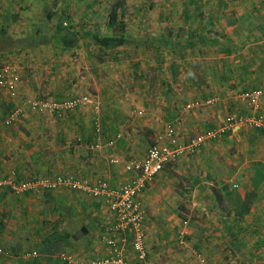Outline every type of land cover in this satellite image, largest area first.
<instances>
[{"label":"rangeland","instance_id":"374dc122","mask_svg":"<svg viewBox=\"0 0 264 264\" xmlns=\"http://www.w3.org/2000/svg\"><path fill=\"white\" fill-rule=\"evenodd\" d=\"M116 3L0 0V33L6 29L15 37L34 32L58 35L49 42L51 48L25 52L23 47L0 49V63L25 67L37 54L51 61L50 56L63 50L64 55L76 59L80 49L88 48L99 60L124 57L149 72L153 88L166 100L162 114L190 100L198 103L185 110L201 112L212 107L222 116L230 109L249 113L250 107L239 93L264 82V0H123L117 22L127 23L125 35L133 42L103 47L87 38L80 43L83 41L85 48L65 43V28L113 33L109 20ZM209 95L218 97L211 102L206 99ZM145 111V107L137 108L138 113ZM246 127L236 132H244ZM153 130L142 129L144 142L149 144L153 139ZM238 133L215 137L210 146L202 143L193 152L166 163L155 175L146 203L147 231L157 264H264L255 226L256 222L264 225V217L235 220L229 211L235 199L225 194L226 190L243 192L249 188L257 195L256 211L264 213V179L256 186L253 183L258 174L264 177V167L254 170ZM245 157L249 164H243ZM254 171L258 173L255 177Z\"/></svg>","mask_w":264,"mask_h":264},{"label":"crops","instance_id":"0c3cea01","mask_svg":"<svg viewBox=\"0 0 264 264\" xmlns=\"http://www.w3.org/2000/svg\"><path fill=\"white\" fill-rule=\"evenodd\" d=\"M43 46L52 47L45 43L23 47L22 51H36ZM64 51L49 55L51 61L37 54V58L29 60L28 65H21L17 97L0 92V176L15 169L22 177L35 173H72L89 179L103 177L117 183L131 175L123 168V161L129 157H142L150 142L165 129L166 120L177 112L180 119L175 121V126L182 139L193 131L220 123L229 114L222 116L212 107L201 112L185 110V106H175L169 113L162 114L165 113L162 106L166 103L164 94L153 88L149 72L132 65L131 59L106 56L99 60L92 52L89 54L88 48L80 49V57L71 59L68 54H63ZM58 55L61 58L56 57ZM83 92L89 93L91 100L66 110L60 117L31 111L26 118L4 123L6 115L24 96L61 99ZM143 107L146 111L138 113L137 108ZM261 108L264 110V96ZM232 111L230 109L229 112L240 113ZM203 119L208 120L204 122ZM144 127L155 130L149 144L143 141ZM244 127L241 123L235 124L228 134L238 133L236 131ZM246 128L247 131H239L238 138L252 161L245 157L243 164H249L245 163L249 160L254 163V170L259 165L263 169L264 131ZM213 139L207 138L203 146H210ZM95 141H100L101 147H94ZM254 173L255 177L258 173ZM254 179L256 186L264 177L258 174ZM152 181L142 193L145 203ZM248 190L238 193L245 196ZM256 204L253 201L243 215L229 211L240 222L253 215L263 218L264 213L256 211ZM112 221L113 214L102 199L81 191L60 187L15 194L0 187V245L15 253L14 256L0 254V264H68L59 255L63 250L78 258L74 264H87L108 252L109 247L102 239ZM262 225V222L255 223L259 231L256 235L258 245L263 251ZM147 242L150 257L156 263L149 233ZM32 249H38L39 254L22 255ZM131 252L129 247L125 254Z\"/></svg>","mask_w":264,"mask_h":264},{"label":"built area","instance_id":"2783aa9c","mask_svg":"<svg viewBox=\"0 0 264 264\" xmlns=\"http://www.w3.org/2000/svg\"><path fill=\"white\" fill-rule=\"evenodd\" d=\"M20 73L18 65L12 62L0 63V92H7L10 97L19 94ZM264 96V82L244 88L239 97L246 102L249 113H229L224 119L213 126L189 134L182 139L176 130V122L180 119L177 112L173 118L166 120L165 129L160 131L148 145L142 157H129L123 161V168L130 171L127 179L112 183L108 179L98 177L89 179L72 173H35L26 177L19 176L15 169L0 176V187L19 194L36 189L54 190L68 188L102 199L113 214V221L107 226L105 243L108 252L87 264H156L150 257L148 247V231L146 220L147 203L142 193L155 175L169 161L180 155L193 152L207 138H215L227 134L235 124L248 126L264 131V111L261 109V99ZM216 95H209L207 101L213 102ZM90 101L88 93L74 94L66 98L56 99L42 96H24L20 103L14 105L4 118L9 124L17 119L26 118L28 113L45 112L54 117H60L66 110L74 109ZM198 101H187L188 109ZM94 147H100L101 142L95 141ZM115 161V160H113ZM132 251L125 254L127 248ZM0 253L14 256L10 249L0 246ZM38 249L27 250L23 256H36ZM60 257L69 264L78 262V258L70 251L63 250ZM205 264V261H202Z\"/></svg>","mask_w":264,"mask_h":264},{"label":"trees","instance_id":"16d2710c","mask_svg":"<svg viewBox=\"0 0 264 264\" xmlns=\"http://www.w3.org/2000/svg\"><path fill=\"white\" fill-rule=\"evenodd\" d=\"M117 1L118 3L113 5L112 10L110 12L109 25L113 27V33L100 34L98 32L87 29H83L82 31L79 30L75 31L70 28H65L63 30L65 43L68 46H73L76 45L80 39L92 38L93 42H95L99 46L114 47L119 44L133 42L131 38L126 37L125 35L127 23L124 21L117 22V19L120 16L118 8L122 4L123 0H117ZM1 31L2 32L0 33V49H5V50L22 48V47H35L39 44L49 43L52 38L58 36L57 34H53V33L34 32L28 35L15 37L9 34L6 29H3ZM175 65H176L175 63H172L170 65L172 70H175ZM226 191L227 192L225 194L228 197L235 199L234 200L235 204L232 205V208H230L231 210H234L238 215H243L246 211L250 209L251 204L254 201V196H255L254 192L248 190L245 192L246 195L242 196L237 191H233V190H226Z\"/></svg>","mask_w":264,"mask_h":264}]
</instances>
